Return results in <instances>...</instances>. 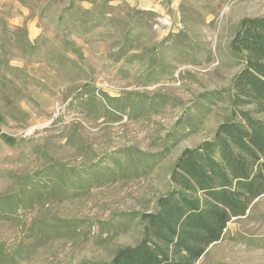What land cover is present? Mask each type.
<instances>
[{"label": "rangeland", "instance_id": "374dc122", "mask_svg": "<svg viewBox=\"0 0 264 264\" xmlns=\"http://www.w3.org/2000/svg\"><path fill=\"white\" fill-rule=\"evenodd\" d=\"M165 2L0 0V264L108 262L234 115L229 43L264 0ZM196 264H264V195Z\"/></svg>", "mask_w": 264, "mask_h": 264}, {"label": "trees", "instance_id": "16d2710c", "mask_svg": "<svg viewBox=\"0 0 264 264\" xmlns=\"http://www.w3.org/2000/svg\"><path fill=\"white\" fill-rule=\"evenodd\" d=\"M229 48L243 61L231 79L237 110L212 137L179 153L155 208L129 219L140 225V239L118 247L103 264H196L228 222L264 195V15L242 18Z\"/></svg>", "mask_w": 264, "mask_h": 264}, {"label": "crops", "instance_id": "0c3cea01", "mask_svg": "<svg viewBox=\"0 0 264 264\" xmlns=\"http://www.w3.org/2000/svg\"><path fill=\"white\" fill-rule=\"evenodd\" d=\"M130 6L143 9V10H155L161 8L166 4L165 0H124Z\"/></svg>", "mask_w": 264, "mask_h": 264}, {"label": "water", "instance_id": "95a60500", "mask_svg": "<svg viewBox=\"0 0 264 264\" xmlns=\"http://www.w3.org/2000/svg\"><path fill=\"white\" fill-rule=\"evenodd\" d=\"M256 200V199H255Z\"/></svg>", "mask_w": 264, "mask_h": 264}]
</instances>
